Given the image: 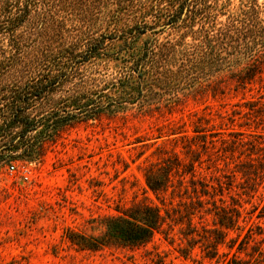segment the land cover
Masks as SVG:
<instances>
[{
	"label": "trees",
	"instance_id": "trees-1",
	"mask_svg": "<svg viewBox=\"0 0 264 264\" xmlns=\"http://www.w3.org/2000/svg\"><path fill=\"white\" fill-rule=\"evenodd\" d=\"M56 1L0 0V168L38 162L47 146L76 124L136 107L141 112L149 110L152 95L197 92L203 76L236 70L244 87L246 81L251 83L264 71V19H259L256 4L231 14L220 7V0L214 4L207 0H169L171 11L180 16L168 24L176 25L182 19L177 43L158 49L156 40H143L151 28L145 22L126 32L127 41L122 45H129L127 50L113 53L108 44L113 40L106 33L78 39L69 34L65 20L57 22L52 16ZM221 14L228 15L226 23H218ZM187 37L191 43L185 42ZM110 63L116 69L114 76L108 71ZM245 65L250 66L243 72L241 67ZM244 105L246 115L264 117L261 101ZM203 129L195 128L198 136L192 140L202 143L204 150L215 149L214 138L224 133ZM228 135L233 139L230 143L220 139L217 152L231 159H248L238 166L240 169L231 171L233 177L241 174L246 182L264 178V161L259 155L264 151L261 136L250 134L252 139L246 141L245 134L231 131ZM163 163L161 167L151 164L145 173L147 185L160 204H133L118 215L103 218L101 236L70 231L69 242L86 251L109 246L138 248L148 244L165 225L179 226L186 244L178 252L185 259H191L199 248L202 260L195 261L197 264H264V252L257 245L252 254H247L249 259L240 256L253 239V224L242 238L240 234L237 239L228 238L230 231L245 229L240 222L242 204L231 197L232 203L227 205L203 180H195V162L188 168L193 177L189 181L191 191L186 186V174L179 172V158L172 164ZM175 174L179 176L176 182ZM170 189L172 197L181 199L178 207L164 197ZM249 189L254 190L252 186ZM207 217L212 218V227L205 224ZM260 217H264V207ZM225 245L228 253L222 251Z\"/></svg>",
	"mask_w": 264,
	"mask_h": 264
},
{
	"label": "rangeland",
	"instance_id": "rangeland-1",
	"mask_svg": "<svg viewBox=\"0 0 264 264\" xmlns=\"http://www.w3.org/2000/svg\"><path fill=\"white\" fill-rule=\"evenodd\" d=\"M215 1L207 0L209 4ZM219 2L220 7H225L224 12L229 10L231 14L256 4L259 19H264V0ZM51 9L54 19H64L68 33L77 39L106 33L113 40L108 43L113 53L127 50L129 45H122L127 41L126 32L145 22L152 29L143 40H156L158 49L170 48L182 34V19L176 25L168 24L180 16L171 11L169 0H59ZM227 19V14H221L218 23H226ZM185 42L191 43L192 39L187 37ZM173 65L178 69L175 61ZM249 66L241 69L244 72ZM108 71L115 75L113 64H109ZM239 74L233 70L203 76L197 92L152 95L149 110L141 112L136 107L116 116L104 115L76 124L50 143L38 162L0 168V264H197L195 261L202 260L199 248L191 259L178 252L186 244L179 226L165 225L148 244L138 248L109 246L86 251L67 239L70 231L101 236L103 218L118 215L133 204H160L147 185L146 170L151 164L165 166L163 161L172 164L176 157L182 164L180 174H186L189 191L193 177L188 168L195 162V180H203L227 205L232 203L231 197L242 204L240 222L245 229L228 234L229 239H237L238 234L242 238L253 224V239L247 252L240 256L249 259L247 254H252L256 245L264 252V217H260L264 178L246 182L241 174L233 177L231 171L240 169L238 166L248 159H231L230 155L217 152L220 139L231 142V131L245 134L246 141L252 139L250 134L261 136L264 144V117L246 115L244 105L259 101L264 104V71L251 83L246 81L244 87ZM204 127L213 134L224 133L214 138L215 149L209 146L204 150L202 143L192 140L198 136L195 128ZM259 155L264 161V151ZM11 165L15 166L14 171L9 170ZM173 179L176 182L179 176L175 174ZM219 182L223 187H219ZM251 186L256 191L249 189ZM171 192L170 189L164 197L167 203L173 201V206L178 207L181 199L178 195L172 197ZM206 221L213 226L211 217ZM222 251L228 253L230 249L225 245Z\"/></svg>",
	"mask_w": 264,
	"mask_h": 264
},
{
	"label": "built area",
	"instance_id": "built-area-1",
	"mask_svg": "<svg viewBox=\"0 0 264 264\" xmlns=\"http://www.w3.org/2000/svg\"><path fill=\"white\" fill-rule=\"evenodd\" d=\"M9 170L10 171H14L15 170V166H13V165L9 166Z\"/></svg>",
	"mask_w": 264,
	"mask_h": 264
}]
</instances>
